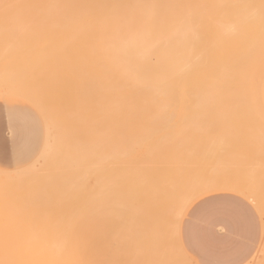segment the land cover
<instances>
[{"label":"rangeland","instance_id":"rangeland-1","mask_svg":"<svg viewBox=\"0 0 264 264\" xmlns=\"http://www.w3.org/2000/svg\"><path fill=\"white\" fill-rule=\"evenodd\" d=\"M47 1L49 3V0H0V224L7 228L8 219L20 218L18 223H26L27 219V223L31 221L30 226L32 223L39 228L32 226V231L27 224L26 229L28 227V231L33 232L32 237H19L17 242L14 239V243L11 238L13 245L5 243L7 246H3L6 238L1 232L6 229L3 230L5 227L2 229L0 225V258H3L4 252L11 255L4 256H8L5 260L0 259V264H198L180 242V227L195 203L215 195L235 196L253 208L259 219L260 239L253 256L245 264H264V103L253 100L256 96L257 102V91L264 81V0H158V3L155 0L151 3L149 0H74L73 3L68 0L66 3L64 0L63 4L60 3L63 0H50L51 11ZM94 3L99 4L95 6ZM62 5L67 10L72 5L69 9H73L72 12L59 11ZM142 7L145 9L142 10ZM149 14L151 19L147 16ZM147 27L151 28L148 30ZM156 41L180 42L183 45L187 42L188 49L199 58H223L227 55L226 78L230 71L229 61L238 60L240 75L255 74L257 89L252 85L254 82L251 84V79L247 80V93L254 88L257 90L251 93L255 95L252 96L253 103L230 102L233 95L227 79L223 103L218 87L219 73L211 69L208 73L207 107L158 105L152 109L146 105L130 106L126 111L124 107H118L113 110L112 123L99 119L92 126L91 135L80 136L74 117L80 115L81 91L72 92L67 88L65 45L68 56L78 60L80 79L83 80L94 75L96 59L155 58V54H147L129 45ZM213 43L221 47L216 49ZM222 43L225 47L232 43L236 51L231 46L229 49L232 52L228 51V47L226 50ZM210 44L214 49L209 48ZM235 46L240 47L243 53ZM205 49L209 54L205 53ZM211 50V53L208 52ZM215 52H218L217 56ZM222 52L224 54L220 55ZM241 84L245 85L244 78ZM247 93L241 90L236 96L242 100ZM248 96L250 100V94ZM123 113L132 117L119 120ZM138 113L152 115L143 119L133 116ZM160 114L169 117H161ZM68 128L76 143L81 174V196L76 200L63 199L60 196L63 191L58 188L52 196H45L44 192L39 194L43 187L54 189L55 184L50 181L51 176L45 166L52 151L56 150L59 154L60 148L66 144ZM121 132H124V138L119 137ZM177 142L180 149L176 147L179 145ZM177 155L182 164L177 176L184 182L180 189L188 187L186 190L190 189L188 192L191 191L192 195L182 211L177 204L174 206L177 203L174 199H169V202L162 199L165 200L163 203L162 200H149L144 195L145 190L158 180L157 176L160 175V179L164 173V176L175 174L172 160ZM139 166L143 167V173H139L142 176H139L144 198H137L139 187L134 184L137 176L134 170ZM231 177H239L238 184L244 183L239 187L247 192L210 190L207 187L219 180L231 184ZM124 178L128 180L126 185L122 188L116 186ZM120 191L126 193L125 200L120 199ZM147 201H150L149 204ZM170 203H173L174 210L181 211L180 214L176 211L180 216L177 220L173 219L178 214L173 213V218H170V211H174L169 210ZM34 217L36 220L32 222ZM13 223L17 227L16 220ZM19 228L10 232L9 227L7 232L12 236L15 231L20 234ZM6 237L9 241L10 236Z\"/></svg>","mask_w":264,"mask_h":264},{"label":"bare ground","instance_id":"bare-ground-1","mask_svg":"<svg viewBox=\"0 0 264 264\" xmlns=\"http://www.w3.org/2000/svg\"><path fill=\"white\" fill-rule=\"evenodd\" d=\"M2 1V0H1ZM55 1V0H54ZM52 1V2H54ZM60 0H58L59 2ZM66 3H68L67 1L68 0H65ZM63 0V2H60L61 4H63L65 2ZM70 1V0H69ZM74 2V0H71V2ZM80 1V0H79ZM140 1V0H138ZM148 1V0H147ZM151 2V0H149ZM157 1L158 3V0H155V2ZM161 1V0H160ZM72 2V3H73ZM122 2V1H121ZM132 2V1H130ZM137 2V0H136ZM142 2V0H141ZM48 3V1H47ZM49 3H50V0H49ZM48 3V4H49ZM55 3V2H54ZM57 3V2H56ZM70 3V2H69ZM81 3V2H80ZM104 3V1H103ZM117 3V2H115ZM114 3V4H115ZM129 3V2H128ZM127 3V4H128ZM148 3V2H147ZM160 3V2H159ZM164 3V2H163ZM162 3V4H163ZM75 4V3H74ZM78 4V2H77ZM76 4V5H77ZM99 4V3H98ZM98 4H96L98 6ZM126 4V3H125ZM135 4V3H134ZM137 4V3H136ZM142 4V3H141ZM59 7H60V4H58ZM76 5H74L75 7H77ZM93 5V4H92ZM95 5V3H94ZM93 5V6H94ZM95 5V6H96ZM111 5V4H110ZM148 5V4H147ZM151 5V4H150ZM156 5V4H155ZM154 5V6H155ZM160 5V4H159ZM165 5V4H164ZM50 8H49V11H51V8H52V5L51 3L49 4ZM69 6V5H68ZM72 5H70L71 7ZM91 6V5H90ZM104 6H107V5H104ZM132 6V5H131ZM137 6V5H136ZM143 6V4H142ZM145 6H146V3H145ZM157 6V5H156ZM167 6V5H166ZM176 6V5H175ZM189 6V5H188ZM186 6V7H188ZM191 6V5H190ZM200 6V5H199ZM56 8L58 6H55ZM59 7H58V10H59ZM65 7V8H64ZM70 7H68L70 9ZM112 7V6H111ZM118 8V6H116ZM165 7V6H164ZM168 7V6H167ZM170 7V5H169ZM168 7V8H169ZM172 7V6H171ZM67 7L64 5H62V10L60 9L59 11L61 12H69L72 10H67L66 9ZM74 8V7H73ZM103 8V7H102ZM114 8V7H113ZM120 8V7H119ZM127 8V6L125 7ZM124 8V9H125ZM131 7H129L130 9ZM132 8H135V7H132ZM153 8V7H152ZM163 9V7H161ZM167 8V9H168ZM177 8V7H175ZM196 8V6H195ZM80 9V8H79ZM85 9V8H84ZM83 9V10H84ZM122 9V8H121ZM138 9V8H137ZM142 10L145 9V7L141 8ZM151 9V8H150ZM154 9V8H153ZM77 10V9H75ZM101 10V8H100ZM165 10V9H164ZM175 10V9H173ZM178 10V9H177ZM102 11V10H101ZM126 11V10H125ZM133 11V9H132ZM136 11V10H135ZM159 11V10H158ZM180 11V9H179ZM199 11V10H198ZM56 12V11H54ZM115 12V11H114ZM148 12V11H147ZM152 12V11H151ZM160 12V11H159ZM158 12V14H159ZM164 12V11H163ZM183 12V11H182ZM185 12V11H184ZM188 12V11H187ZM95 13V12H94ZM109 13V12H108ZM107 13V14H108ZM118 13V12H117ZM134 13V12H133ZM140 13V12H139ZM155 13V11L153 12ZM167 13V12H166ZM98 14V13H97ZM106 14V12H105ZM119 14V13H118ZM144 14V13H142ZM161 14H164V13H160ZM196 14V13H195ZM199 14V13H198ZM102 15V14H101ZM112 15V14H110ZM122 15V14H121ZM172 15V14H171ZM130 16V15H129ZM140 16V14H139ZM147 16H150L147 15ZM166 16H169V15H166ZM176 16V15H175ZM195 16V15H194ZM97 17V16H96ZM98 17H99V14H98ZM109 17V16H108ZM122 17V16H121ZM171 17V16H170ZM138 18V17H137ZM155 18V17H154ZM167 18V17H166ZM177 18V17H176ZM175 18V19H176ZM62 19V18H61ZM125 19V17H124ZM127 19V18H126ZM149 19V18H148ZM150 19H151V16H150ZM164 19V17H163ZM192 19V18H191ZM102 19H100L101 21ZM130 20V19H129ZM144 20V19H143ZM156 20V19H155ZM173 20V19H172ZM179 20V19H178ZM116 21V20H115ZM119 21V20H118ZM141 21V20H140ZM145 21V20H144ZM148 21V20H147ZM150 21V20H149ZM167 21V20H165ZM171 21V20H170ZM103 22V21H102ZM120 22V21H119ZM154 22V21H153ZM161 22V20H160ZM177 22V21H176ZM181 22V20H180ZM183 22V21H182ZM188 22V21H187ZM191 22V21H190ZM144 23V22H143ZM171 23V22H170ZM130 24V23H129ZM132 24V23H131ZM167 24V23H166ZM165 24V25H166ZM174 24V23H173ZM100 25V24H99ZM115 25H117L115 23ZM136 25V24H135ZM134 25V26H135ZM148 25V24H147ZM150 25V24H149ZM175 25V24H174ZM179 25V24H178ZM181 25V24H180ZM125 26V25H124ZM132 26V25H131ZM154 26V25H153ZM161 26V25H160ZM114 27V26H113ZM101 28V27H100ZM109 28V27H108ZM138 28V27H137ZM148 28V27H147ZM151 28V27H150ZM148 28V30L150 29ZM158 28V26H157ZM164 28H166L164 26ZM170 28V27H168ZM167 28V29H168ZM181 28V26H180ZM97 29V28H96ZM135 29V28H134ZM174 29V28H173ZM176 29V28H175ZM125 30V29H124ZM136 30V29H135ZM164 30V29H163ZM181 30V29H180ZM185 30V29H184ZM183 30V31H184ZM98 31V30H97ZM104 31V30H103ZM152 31V30H151ZM158 31V30H157ZM177 31V29H176ZM175 31V32H176ZM189 31V30H188ZM130 32V31H129ZM139 32V31H138ZM162 32V31H161ZM174 32V33H175ZM128 33V32H127ZM126 33V34H127ZM147 33V32H146ZM156 33V32H155ZM171 33V32H170ZM145 34V33H144ZM152 34V33H151ZM160 34V33H159ZM162 34V33H161ZM177 34V33H176ZM183 34V33H181ZM188 34V33H187ZM99 35H102L99 33ZM179 35V33H178ZM177 35V36H178ZM184 35V34H183ZM133 36V35H132ZM136 36V35H135ZM144 36V35H143ZM142 36V37H143ZM158 36V35H157ZM163 36V35H162ZM150 37V36H149ZM160 37V36H159ZM174 37V36H172ZM181 37V36H180ZM187 37V36H186ZM145 38V37H144ZM162 38V37H161ZM183 38V36H182ZM185 38V37H184ZM194 38V37H193ZM100 39V38H99ZM98 40V39H97ZM105 40V39H104ZM143 40V39H142ZM181 40V39H180ZM139 41H141L139 39ZM161 41V40H160ZM245 41V40H244ZM145 42V41H144ZM148 42V41H147ZM195 42V41H194ZM229 42V41H228ZM104 43V42H102ZM185 43V42H184ZM187 43V42H186ZM181 44L180 42H158L157 41L155 43H132L130 44L129 46L130 47H135V48H138L140 49V51H143L147 54H155V58L151 59V57H138V58H125V59H104V60H100V59H96L95 61V64L93 65V72H94V75L92 76L91 79H83L81 80L80 77H81V72L80 70L78 69V66H79V63H78V60L77 59H73V58H70V56H68V50H67V47L65 45V54L67 56L66 60H65V64H66V71H65V77L67 79V88L68 90L70 91H78L80 90L81 91V97H80V106L79 108H81L80 110V115L77 116L75 115V119L74 121L76 120V123H77V132L80 131V136H85V135H91L92 132H91V129H92V126L95 124V122L97 120H108L110 123H112V120H113V110L115 108H118V107H124L125 108V111H126V108L130 107V106H133V107H143V106H151L152 109L154 106H158V105H162V106H179V107H207V89L209 88V84H208V73L209 71L212 69L213 71L217 70V72L219 73V76H220V83H218V87H220V96L222 98V101L224 103L225 101V98L223 96L224 92H225V85L227 84L226 83V79L228 81V88H229V91L230 93L233 95L232 97H230V102H239V101H243L244 102H251L254 100L255 103H259V101L257 100L256 102V96L254 95V93H256V83L254 81H256V78H255V74L253 73H247L245 75H240L239 74V70H238V60H231L229 61V76L226 78L225 77V60L228 59L226 56L227 55H223L224 52H222V54L220 55H223V58H215L213 56L214 53H212V56L214 58H210V59H207V58H204V57H196L195 56V53L194 51L192 50H189L188 49V45L187 44ZM192 43V41H191ZM198 43V42H197ZM214 44V43H213ZM219 44V43H218ZM223 44V43H222ZM228 44V43H227ZM225 44V45H227ZM232 43H230V46H231ZM235 44V43H234ZM97 45V44H96ZM95 45V47H96ZM105 45H108V44H105ZM197 45V44H196ZM233 45V44H232ZM235 45H238V44H235ZM68 46V45H67ZM209 45H207L208 47ZM216 46V49L219 47H221L220 45H215ZM224 46V44H223ZM228 47V51L230 50L229 48L231 47ZM245 45H243L244 47ZM98 47V46H97ZM195 47V45H194ZM211 47V49H214V47L212 46V44H210L209 48ZM225 47V46H224ZM223 47V48H224ZM225 47V49L227 48ZM237 47V46H235ZM246 47V46H245ZM244 47V48H245ZM100 48V46H99ZM106 48V47H105ZM108 48V47H107ZM208 48V49H209ZM222 48V50H223ZM234 51H236V48L232 47ZM239 51H242V49L240 47H237ZM240 48V49H239ZM247 49L251 48V46H248L246 47ZM103 49V47H102ZM195 49V48H194ZM224 49V51H225ZM252 49V48H251ZM250 49V50H251ZM104 50V49H103ZM102 50V51H103ZM220 50V48H219ZM221 50V51H222ZM227 50V49H226ZM97 51V50H96ZM100 51V50H99ZM197 51V50H196ZM214 51V50H213ZM216 51V50H215ZM238 51V53H239ZM101 52V51H100ZM105 52V51H104ZM201 52L203 53L204 50ZM208 52H212L211 51H208ZM227 52V51H225ZM230 52H232L230 50ZM200 53V52H199ZM205 53L206 54H209L207 53V50L205 49ZM216 53V52H215ZM218 53V52H217ZM217 53L215 54L217 56ZM236 53V52H235ZM98 54V53H97ZM125 54V53H124ZM129 54V53H128ZM198 54V51L197 53ZM245 54H246V51H245ZM248 54V53H247ZM152 55V54H151ZM188 55H194V56H188ZM202 54L200 53V56ZM204 55V54H203ZM113 56V55H112ZM199 56V55H198ZM208 56V55H207ZM229 56V55H228ZM231 56V55H230ZM232 57V56H231ZM244 57V56H243ZM256 57V56H255ZM261 57V56H260ZM106 58V57H105ZM115 58V57H114ZM241 58V57H240ZM239 58V59H240ZM259 58V57H257ZM241 63V62H240ZM227 66V65H226ZM80 72V74H79ZM244 76V77H243ZM73 78H75V80H72ZM242 78L245 79V85L242 86L241 82H242ZM251 79V84L253 85V87L255 86V88L252 90L253 87L250 88V90L252 91H249L250 93V96H255V99H253V97L251 98L250 97V100L247 98L249 97L248 93H247V90L249 89L247 85L248 84V81ZM250 82V81H249ZM250 84V83H249ZM259 86V85H258ZM257 86V87H258ZM208 87V88H207ZM6 88V87H5ZM227 88V89H228ZM1 89V88H0ZM243 90L245 93H247V97L240 100V98H238L236 96V93H240V91ZM255 90V92L253 93V95H251V93ZM258 93V91H257ZM258 95V94H257ZM253 99V100H252ZM257 99H258V96H257ZM253 103V102H251ZM78 108V110H79ZM147 108V107H146ZM232 108V107H231ZM121 109V108H120ZM123 109V108H122ZM189 109V108H188ZM228 109V108H227ZM239 109V108H238ZM156 110V109H155ZM118 111V110H117ZM123 111V110H122ZM171 111V110H170ZM246 111V110H245ZM115 112V111H114ZM120 112V111H119ZM124 112V111H123ZM237 112V111H236ZM121 113V112H120ZM119 113V114H120ZM154 113V112H153ZM187 113V112H186ZM238 113V112H237ZM240 113V112H239ZM152 114H148V113H138V114H134L133 116H135L136 118H147V117H150ZM242 115V113H241ZM131 116L129 113H123L120 115V117L118 118L119 120L120 119H125L127 117ZM161 117H169L168 115L166 114H160ZM132 117V116H131ZM134 117V118H135ZM242 117V116H241ZM247 117V116H246ZM130 118V117H129ZM178 118V117H176ZM245 119V118H244ZM162 120V119H161ZM115 121V120H114ZM126 121V120H125ZM137 121V120H136ZM244 121V120H243ZM253 121V120H252ZM140 122V120H139ZM142 122V120H141ZM75 123V122H74ZM73 123V125H74ZM100 123V122H99ZM113 123H116V122H113ZM121 123V121L119 122V124ZM193 124V123H192ZM245 124V123H244ZM250 124V123H249ZM254 124V123H253ZM70 126V124H69ZM96 126V125H95ZM251 126V125H250ZM254 126V125H252ZM251 126V127H252ZM71 127V126H70ZM127 127V126H126ZM255 128V126H254ZM259 128V127H258ZM69 129V128H68ZM73 129V128H72ZM79 129V130H78ZM122 130V129H121ZM147 130V129H146ZM120 131V130H119ZM202 131V130H201ZM67 132V131H66ZM183 132V131H182ZM106 133V131H105ZM111 135L113 134L112 133V130L110 131ZM126 133V132H125ZM138 133V132H137ZM186 133V132H185ZM217 133V132H216ZM215 133V134H216ZM248 133V132H247ZM74 134V133H73ZM187 134V133H186ZM205 134V133H204ZM128 135V134H127ZM126 135V136H127ZM66 136V135H65ZM77 136V135H76ZM116 136V135H115ZM119 137L120 138H124L125 137V134L124 132H121L119 133ZM198 137V136H197ZM196 137V138H197ZM227 137V136H226ZM89 138V137H88ZM216 138V136H215ZM254 138V136H253ZM246 139V138H245ZM127 140V139H126ZM224 140V139H223ZM115 141V140H114ZM129 141V140H128ZM176 141V140H175ZM230 141V140H229ZM236 141V140H234ZM241 141V140H240ZM59 142V141H58ZM193 142V141H192ZM261 142V141H260ZM92 143V142H91ZM129 143V142H128ZM133 143V142H132ZM150 143V142H149ZM179 143V142H177ZM190 143V142H189ZM188 143V144H189ZM75 140L73 139V135H72V132L70 131V129L68 130V133H67V142L66 144L63 146V147H59L60 150H59V154L56 152V150L52 151V157L50 158L49 157V160H48V165L45 166L46 169L49 170L48 173L49 176H51L50 178V181L55 184L54 189L50 188V187H46L39 192L42 193L44 192V195H50L52 196L55 191V188H58L59 191H63V193L65 192V194L62 193V195H60L63 199H69V200H76V199H79L81 194L79 193V183H80V175H79V169H78V152H77V147L75 145ZM98 144V143H97ZM139 144V143H138ZM94 145V144H93ZM162 145V144H160ZM194 145V144H193ZM240 145V144H239ZM247 145V144H246ZM165 146V145H164ZM176 146V145H175ZM128 147V146H127ZM126 147V148H127ZM177 149H180L181 146H180V143L178 146H176ZM195 147V146H194ZM255 147V146H254ZM257 147V146H256ZM56 148V147H55ZM125 148V147H124ZM173 148V147H171ZM175 148V147H174ZM192 148V147H191ZM82 149V148H81ZM145 149V148H144ZM120 150V149H119ZM126 150V149H125ZM170 150H173V149H170ZM190 150V149H189ZM254 150V149H253ZM127 151V150H126ZM162 151V150H161ZM164 151V150H163ZM174 151V150H173ZM172 151V152H173ZM179 151V150H178ZM181 151V150H180ZM112 152V151H111ZM125 152V151H124ZM147 152V151H146ZM258 153V152H257ZM126 154V152L124 153ZM104 155V154H103ZM122 155H123V149H122ZM150 155V154H149ZM148 155V156H149ZM175 155V154H174ZM261 155V154H260ZM80 156V155H79ZM164 156V155H163ZM88 157V156H87ZM150 157V156H149ZM153 157V156H152ZM255 157V156H254ZM259 158V157H258ZM112 159V158H111ZM137 159V158H136ZM141 159V158H140ZM146 159V158H145ZM92 160V159H90ZM98 160V158H97ZM83 161V160H82ZM93 161V160H92ZM127 161V160H126ZM164 161V160H163ZM174 166H173V171L175 172L174 175H171V176H164L161 177L159 179V176H157L158 180L156 179V181H154L155 183L152 184L151 187H148L147 190H145V194L146 195L145 197L148 198L149 200H162V199H168V202H169V199H174V201L176 200L177 203H174V206L177 204L178 208L181 210L182 207L190 200L192 199V195L190 194V192H188L189 190H182L180 189L181 186H182V180H180V178L177 176L178 174V170L180 169V166L182 165L180 163V157L179 155H177V157L174 158ZM124 163V162H123ZM136 163V162H135ZM142 163V162H140ZM168 163V162H167ZM82 164V163H81ZM138 164V162H137ZM162 164V163H161ZM262 164V163H261ZM44 165V164H43ZM139 165V164H138ZM167 165V164H166ZM263 165V164H262ZM83 166V164H82ZM81 166V168H82ZM116 166V165H115ZM168 166V165H167ZM42 167V166H40ZM80 167V166H79ZM87 167V166H86ZM157 167V166H156ZM165 167V166H164ZM43 168V167H42ZM88 168V167H87ZM135 168V167H134ZM143 168V167H142ZM140 166L138 168H136V171L135 174L137 175L135 178H134V184H135V187L138 186L139 189L137 190V198L138 197H142L143 195V191H140V185H141V182L142 180L140 179V176L141 174H139L140 172L143 171ZM158 168V167H157ZM83 169V168H82ZM100 169V168H99ZM165 170V169H164ZM171 170V171H172ZM125 171V170H123ZM168 171V170H167ZM170 171V169H169ZM45 172V171H44ZM86 172V170L84 171ZM89 172V171H87ZM96 172V171H95ZM99 172V171H98ZM118 172V171H117ZM143 173V172H142ZM260 173V172H259ZM117 174V173H116ZM122 174V172H121ZM134 174V173H133ZM86 175V174H85ZM124 175V174H123ZM127 175V174H126ZM142 176V175H141ZM13 177V176H12ZM3 178V177H2ZM119 178V177H118ZM152 178V177H151ZM232 178V177H231ZM239 178V177H237ZM233 177V181L231 184H229V182H224L222 180H219L218 181H215L214 184H211L209 183L210 186L207 185V187L211 190V189H231V190H235V191H242V192H247V188H245L243 191L239 185L241 184H238L239 183V180ZM111 179V178H110ZM128 179V178H127ZM228 179V178H227ZM246 179V178H245ZM248 179V178H247ZM250 179V178H249ZM154 180V179H152ZM231 180V179H230ZM89 181V180H88ZM128 180H126L125 178L120 180L118 182V184L116 183V186H121L124 187L126 185ZM199 181V180H198ZM201 181V180H200ZM204 181V179H203ZM228 181V180H226ZM4 182V181H3ZM12 182V181H10ZM94 182V181H93ZM153 182V181H152ZM213 182V180H212ZM264 182V181H263ZM5 183H7L5 181ZM13 183V182H12ZM147 183V182H146ZM196 183V182H195ZM208 183H205V184H208ZM57 184V185H56ZM143 184V183H142ZM197 184V183H196ZM201 184V183H200ZM244 184V183H242ZM241 184V185H242ZM1 185V184H0ZM7 185V184H6ZM145 185V184H143ZM184 185V184H183ZM199 185V184H198ZM240 185V186H241ZM247 185V184H246ZM264 185V184H263ZM2 186H5L4 184H2ZM142 186V185H141ZM201 186V185H200ZM203 186V184H202ZM248 186V185H247ZM52 187V186H51ZM118 187V188H119ZM199 187V186H196V188ZM205 187L204 190L206 189L207 190V187L206 185L203 186ZM201 187V188H203ZM243 187V186H242ZM261 187V186H260ZM5 188V187H4ZM192 188V187H191ZM195 188V189H196ZM256 188V187H255ZM259 188V187H258ZM47 189V190H45ZM250 189V188H249ZM248 189V190H249ZM120 190V189H119ZM144 190V189H143ZM191 190H194V189H191ZM199 190V188H198ZM127 191V190H126ZM140 191V192H139ZM203 190L201 189L200 192H202ZM195 192V190H194ZM192 192V193H194ZM245 192V193H246ZM251 192V191H250ZM264 192V191H263ZM141 193V194H140ZM199 193V192H197ZM196 193V194H197ZM249 193V191H248ZM115 194V193H113ZM126 193H124V191H120V199L121 200H125L126 198ZM196 194H193V195H196ZM32 195V194H31ZM30 195V196H31ZM45 195V196H46ZM143 195V196H144ZM248 195H251L250 193ZM253 195V194H252ZM35 196V195H34ZM32 197V198H35L36 196H38V194L35 196V197ZM131 196V195H130ZM28 197V195H27ZM26 197V198H27ZM42 197L43 194H42ZM48 197V196H47ZM136 197V196H135ZM29 198V197H28ZM27 198V200H28ZM38 198V197H37ZM144 198V197H142ZM141 198V199H142ZM145 198V199H146ZM36 199V198H35ZM45 199H47L45 197ZM115 199V198H114ZM113 199V201H115ZM118 199V198H117ZM147 199V200H148ZM251 199V198H250ZM41 200V199H40ZM39 200V202H40ZM43 200V198H42ZM41 200V201H42ZM112 200V199H111ZM119 200V199H118ZM164 200V201H165ZM187 200V201H186ZM29 201V200H28ZM30 201H33L30 200ZM137 201V200H136ZM141 201V200H139ZM138 201V202H139ZM163 201V200H162ZM163 201V203H164ZM173 201V202H174ZM37 202V201H36ZM137 202V203H138ZM144 202V201H143ZM148 202V201H147ZM150 202V201H149ZM149 202L147 204H149ZM167 202V201H166ZM165 202V203H166ZM172 202V200H171ZM32 203H35L32 202ZM122 203V202H121ZM140 203V202H139ZM156 203V201H155ZM160 203V202H159ZM37 204V203H36ZM171 208H169V210H174V207H172V204L173 203H170ZM169 204V205H170ZM140 205V204H138ZM152 205V204H151ZM154 205V204H153ZM158 206V204H156ZM118 207V206H117ZM140 207V206H139ZM151 208V206H148ZM166 207V206H165ZM158 208V207H156ZM162 208V207H160ZM164 208V206H163ZM148 209V208H147ZM165 209V208H164ZM168 209V208H166ZM179 209H175L174 211L176 212L177 210L179 211ZM152 210V209H151ZM154 208H153V212H154ZM167 210V211H169ZM160 211V209H159ZM172 212L170 211L171 214L170 215V218H173L171 217L173 215V213L176 215V214H180V212L182 211H177L176 213L175 212ZM126 212V211H125ZM149 212V211H148ZM146 214V213H145ZM179 214L178 216L176 217L175 215V219L173 220H177L176 218L179 219ZM29 215H30V211H29ZM129 215V214H128ZM36 217V215H34ZM130 216V215H129ZM34 218H30L32 220V222H34V220H36ZM13 219V220H12ZM8 219L7 222L9 221L12 226L13 224V227L9 226V224H6L7 228L5 226H2L1 225V228L4 229L5 231H2L1 232V228H0V232L1 234L4 233L5 237L6 238V241L4 242L3 246L7 244L5 243H8L9 245H13L12 242L10 241L11 238L13 239V243L15 242L14 239H16V242H17V238L21 237L22 238H26L27 236V239L29 238L28 236L32 237V234L33 232L31 233L30 231H28V229L30 228V230L32 228L34 229H39V228H36L34 226V224L31 223V226H30V222L29 221L27 223V219H23L25 220L26 223H24L23 221H20L18 223V219L20 218H17V219ZM28 219V220H30ZM3 220V219H2ZM12 220V221H11ZM18 223V226L16 224L17 227H15V224L13 223V221H15ZM6 223V221H5ZM23 223V224H22ZM22 224V226H21ZM25 224V225H24ZM29 226V228L27 227L26 229V226ZM3 225H5L3 223ZM36 225V224H35ZM25 228H24V227ZM33 226V227H32ZM10 227V232L14 229L18 230L17 228H19V232L20 234H18V231L14 232L13 233V236H12V233L9 234V232H7V230L9 229ZM32 227V228H31ZM14 228V229H13ZM23 228V230H22ZM32 229V231L34 230ZM135 229V228H134ZM143 229V228H142ZM27 230V231H26ZM9 231V230H8ZM22 231V232H21ZM24 231V232H23ZM37 231V230H35ZM140 231V230H139ZM13 232V231H12ZM27 232V234L25 233ZM145 232V231H144ZM7 233V234H5ZM17 233V235H16ZM22 233V234H21ZM29 233V234H28ZM31 233V234H30ZM117 233V232H116ZM122 233V232H121ZM141 233V232H140ZM26 234V235H25ZM147 234V232H146ZM6 235L10 236L9 238V241L7 240L8 238L6 237ZM15 235V236H14ZM20 235V236H19ZM138 235V234H137ZM145 235V234H144ZM161 235V234H160ZM177 235V233H176ZM3 236V235H2ZM18 236V237H17ZM23 236V237H22ZM1 237V236H0ZM135 237V236H134ZM124 238V236H123ZM127 238V237H126ZM5 240V239H3ZM163 240V239H161ZM2 241V240H1ZM8 241V242H7ZM164 241V240H163ZM167 241V240H166ZM177 241V240H176ZM34 242V241H32ZM124 242V241H123ZM11 243V244H10ZM165 243V242H164ZM163 243V244H164ZM35 244V243H34ZM162 244V243H161ZM144 245V244H143ZM178 245V244H177ZM2 246V245H1ZM163 246V245H162ZM168 247V246H167ZM2 248V247H1ZM11 248V247H9ZM125 248V247H124ZM160 248V247H159ZM164 248H166L164 246ZM4 249V248H3ZM162 249V247H161ZM167 249V248H166ZM165 249V250H166ZM163 251V250H162ZM121 252V251H120ZM4 256L8 255V253H6L5 255V252L3 253ZM167 254V253H166ZM169 254V253H168ZM171 254V253H170ZM4 256H2L3 258H0V259H3L5 260L8 256L11 257V255L9 254L6 258H4ZM9 257V259H10ZM122 257V256H120ZM176 257V256H175ZM7 259V260H9ZM170 260V259H169ZM12 261V260H10ZM126 261V259H125ZM125 261H123L122 263H124ZM190 262V261H189ZM121 263V262H120ZM126 263V262H125Z\"/></svg>","mask_w":264,"mask_h":264},{"label":"crops","instance_id":"crops-1","mask_svg":"<svg viewBox=\"0 0 264 264\" xmlns=\"http://www.w3.org/2000/svg\"><path fill=\"white\" fill-rule=\"evenodd\" d=\"M258 101L264 103V81L258 89ZM179 239L198 264H245L259 243V219L240 198L210 196L189 209Z\"/></svg>","mask_w":264,"mask_h":264}]
</instances>
